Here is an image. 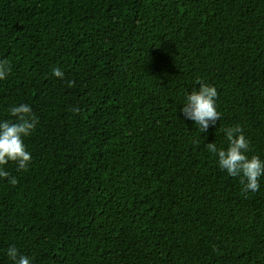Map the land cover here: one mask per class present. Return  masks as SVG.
Masks as SVG:
<instances>
[{"label": "trees", "instance_id": "16d2710c", "mask_svg": "<svg viewBox=\"0 0 264 264\" xmlns=\"http://www.w3.org/2000/svg\"><path fill=\"white\" fill-rule=\"evenodd\" d=\"M0 60V119L39 120L0 179V264H264V179L242 191L206 147L239 126L264 159V0H0ZM197 79L205 133L181 113Z\"/></svg>", "mask_w": 264, "mask_h": 264}, {"label": "clouds", "instance_id": "9594fccd", "mask_svg": "<svg viewBox=\"0 0 264 264\" xmlns=\"http://www.w3.org/2000/svg\"><path fill=\"white\" fill-rule=\"evenodd\" d=\"M10 71L9 63L0 60V81L7 78ZM53 75L63 79L64 73L59 68L53 69ZM71 83V82H69ZM198 87L184 95L181 113L183 118L192 121L202 133L215 127L221 119L218 111V91L214 85L195 81ZM15 121L0 119V179L7 180L11 185L18 181L10 175L6 165L14 163L18 171L27 170L32 156L27 149L25 139L35 131L38 118L32 107L26 103L13 105L9 108ZM227 140L226 148H218L215 142L206 143L207 150L217 158L218 167L231 177H240L243 184L242 191L258 192L261 189V180L264 179V159L258 155L249 156L250 141L239 126L222 129ZM6 256L11 264H34V258L22 253L17 247L9 245Z\"/></svg>", "mask_w": 264, "mask_h": 264}]
</instances>
